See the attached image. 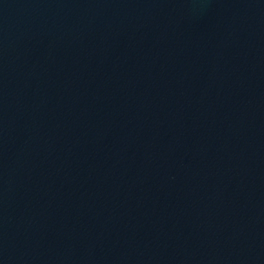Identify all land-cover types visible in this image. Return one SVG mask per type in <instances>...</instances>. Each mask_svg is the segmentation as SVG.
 <instances>
[{
	"label": "water",
	"instance_id": "95a60500",
	"mask_svg": "<svg viewBox=\"0 0 264 264\" xmlns=\"http://www.w3.org/2000/svg\"><path fill=\"white\" fill-rule=\"evenodd\" d=\"M0 264H264V0H0Z\"/></svg>",
	"mask_w": 264,
	"mask_h": 264
}]
</instances>
